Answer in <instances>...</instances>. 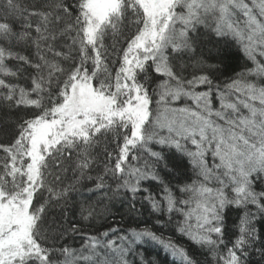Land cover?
<instances>
[{
    "label": "snow or ice",
    "instance_id": "1",
    "mask_svg": "<svg viewBox=\"0 0 264 264\" xmlns=\"http://www.w3.org/2000/svg\"><path fill=\"white\" fill-rule=\"evenodd\" d=\"M229 47L252 66L222 80ZM153 242L264 264V0H0V264H157Z\"/></svg>",
    "mask_w": 264,
    "mask_h": 264
},
{
    "label": "trees",
    "instance_id": "2",
    "mask_svg": "<svg viewBox=\"0 0 264 264\" xmlns=\"http://www.w3.org/2000/svg\"><path fill=\"white\" fill-rule=\"evenodd\" d=\"M110 44L111 41H108ZM222 57L225 65V72L224 75L221 76V79H227L229 77H234L236 73H240L245 70L246 67H251V61H247L244 55L238 50L236 47H229L223 50ZM203 90V89H198ZM185 101H181L180 103H184ZM188 103H191L190 101H187ZM23 115V113H21ZM111 150V149H109ZM154 150H159V146H157ZM101 160L103 161V157H101ZM130 163L136 164L137 162L130 159ZM142 163V161H141ZM102 167V164H101ZM186 174H191V170L188 169ZM69 175H71L69 173ZM240 213H238L235 209H231L227 211L226 220L228 223L229 228H234L235 225L238 223V217ZM167 217H165L166 219ZM177 219L179 217H176ZM138 220L141 222V227L148 226L152 227L154 231H157L158 235H163L165 238L171 237L174 241L177 243L183 244L186 248L190 249L195 253V255L203 262L206 259L211 261V257H205L203 255H200V250L191 244L190 241H188L185 237H182L178 232H176L171 227H161L160 225L155 224L156 216L151 213L150 207L147 211L144 212L143 215L138 217ZM111 226H118L124 229H127L129 227V224L127 222V219H121L120 213H117L115 218L108 219L107 221L103 219H97L94 222V226L92 228H85L86 232H92L95 234L96 229L100 230H106L107 227ZM132 227H135L136 225L133 223L131 225ZM81 243L80 238L77 237V239L73 242L74 246H79ZM140 251L144 258L146 260H155L157 264H173V261L175 260L174 257H172L164 248L162 245L157 243H145L140 246L138 249ZM178 264V262H177Z\"/></svg>",
    "mask_w": 264,
    "mask_h": 264
}]
</instances>
